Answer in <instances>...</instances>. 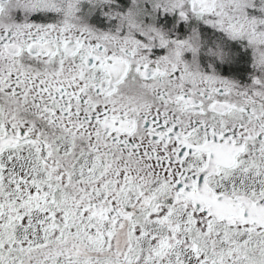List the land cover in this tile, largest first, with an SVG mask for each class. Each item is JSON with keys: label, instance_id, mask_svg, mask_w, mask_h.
<instances>
[{"label": "snow or ice", "instance_id": "obj_1", "mask_svg": "<svg viewBox=\"0 0 264 264\" xmlns=\"http://www.w3.org/2000/svg\"><path fill=\"white\" fill-rule=\"evenodd\" d=\"M0 264H264V0H0Z\"/></svg>", "mask_w": 264, "mask_h": 264}]
</instances>
